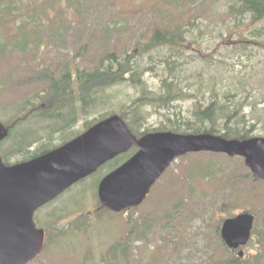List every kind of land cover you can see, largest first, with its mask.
Instances as JSON below:
<instances>
[{"label":"rangeland","instance_id":"1","mask_svg":"<svg viewBox=\"0 0 264 264\" xmlns=\"http://www.w3.org/2000/svg\"><path fill=\"white\" fill-rule=\"evenodd\" d=\"M10 1L9 4L7 0H0V121L13 115L23 100L39 103L34 93L44 87L46 82L41 76L47 67L60 66L61 69L56 67L54 73L59 77L66 69L74 73L76 67L83 70L95 66L99 59L96 55L112 40L120 37L135 49L139 40L145 42L151 35L153 24L170 19L174 25L187 23L188 30L178 47L181 52L177 57L182 62L176 74L179 87L198 96L203 94L206 100L215 91L222 95L221 101H242V110L246 114L244 123L248 126L254 123L251 132L264 136V47L253 43L252 38L254 28L263 25L264 18L254 21L251 14H245L242 22L237 23L239 17L231 12L230 6L237 5L238 0ZM154 4L168 11L162 20L161 17L151 18L148 9ZM175 16L179 17L177 21ZM92 34L97 37L91 39ZM245 45L248 47L242 48ZM42 48L48 49L43 61ZM162 52L168 54L169 51L163 49ZM153 54L152 59L147 55H139L136 59L139 69L156 63L155 71L142 73L149 88L158 87L161 77H166L162 53L153 50ZM140 92L129 82L99 91L89 103L83 102L86 111L78 113L69 132L79 133L77 130L87 121L110 110L118 113ZM229 93L230 96L225 98ZM193 99H179L169 106L148 105L145 126L156 128L168 118L188 116ZM91 106L94 107L88 112ZM73 115L67 113L63 120H52V123L63 126ZM27 124L17 126L13 136L2 140L0 151L11 146L25 128L28 130ZM42 125L36 127L39 132L43 130ZM62 136V132L53 134L51 144H58ZM70 136L66 134L64 138ZM21 156L10 154L9 158L14 162ZM242 160L240 156L229 157L208 151L177 157L152 185L140 207L134 210L137 217L147 218L148 228L147 239L136 238L134 248L129 250L133 257L130 264L207 263L213 256V245L218 251L222 247L216 242L221 218L226 215V209L229 211L238 206L226 196L242 200L236 209L244 205L260 209L264 205V182H258L255 189L248 184L242 187L238 182H243ZM112 167L113 163L100 166L35 210L36 226L57 242L50 239L47 249L28 264H108V259L101 260V256L114 240L122 239L128 232L130 213L101 211L102 216L99 220L92 218L91 226L84 225L83 217H80L74 223L81 225L78 229L59 232L55 227L67 228L79 214L97 207V181ZM235 174L240 177L238 180L228 177H236ZM263 222L264 209L258 226L262 227ZM55 231L60 233L58 238L53 234ZM262 235L264 237V233ZM170 239H173L170 244H161ZM255 243L256 239L243 248L246 258ZM88 248L90 251L86 253ZM225 255L219 254L218 259ZM259 258L257 264H264V254H259ZM212 261L216 260L212 257Z\"/></svg>","mask_w":264,"mask_h":264},{"label":"water","instance_id":"2","mask_svg":"<svg viewBox=\"0 0 264 264\" xmlns=\"http://www.w3.org/2000/svg\"><path fill=\"white\" fill-rule=\"evenodd\" d=\"M7 134L0 122V141ZM133 144L139 150L98 185L102 204L112 211L140 204L173 157L187 151L243 156L253 174L264 179L263 137L238 140L211 133L159 131L138 139L113 114L76 139L28 161L5 165L0 156V264H25L39 253L44 231L34 224V210ZM253 220L252 214L241 213L223 222L221 235L229 247L247 242Z\"/></svg>","mask_w":264,"mask_h":264},{"label":"trees","instance_id":"3","mask_svg":"<svg viewBox=\"0 0 264 264\" xmlns=\"http://www.w3.org/2000/svg\"><path fill=\"white\" fill-rule=\"evenodd\" d=\"M11 1L9 0V4ZM230 10L236 13L237 23L242 22V16L245 14H251L254 21L264 18V0H238L237 5L232 4ZM151 18L161 20L164 18L166 12L158 5H152L148 9ZM10 15L11 12H10ZM15 15V14H14ZM177 21L179 17L175 16ZM187 24V23H186ZM180 23L178 25L172 24L169 19L167 21L162 20L153 24L154 28L151 35L145 42L140 40L136 44V48H132V45L127 40L120 37L112 40L111 44L102 48L98 55L99 59L95 63V66L85 67L82 71H78L75 75L69 74L66 69L63 74L57 79L54 78L56 70L49 69L47 67L46 73L43 75L48 81L47 85L40 91L34 93L35 96L45 98V104L43 108L39 109V113L44 114H56L62 116V111L69 105L71 99H65L66 96L74 95L79 97L81 95L83 100L87 103L95 98V94L99 91L105 90L109 87H115L123 85L125 82H129L135 89L141 90L140 95L130 100L124 109L119 111L120 116L127 122L130 129L137 135L147 132L148 130H172L175 132H210L220 135L225 138H246L251 135V129L245 124L244 116L246 115L242 110V101L235 103L234 100L221 101L222 95L213 91L209 100H206L203 94L197 95L195 92H185L178 85L177 76L181 61L177 57L181 50L178 48L181 46L180 42L186 38L187 25ZM93 33L95 31H92ZM253 43L264 47V24L259 27H255L252 33ZM97 34H92L91 39H95ZM85 50V45L83 46ZM248 45L242 48H247ZM169 51L168 54H164L162 51ZM154 51L162 53V60L164 63L163 74L166 77H161L160 85L158 87L149 88L146 81L143 80V72L145 70L155 71L156 63L147 64L144 68L139 69L138 61L136 60L139 55H147L152 59ZM48 53V49H41V60ZM43 61V60H42ZM75 70H78L77 67ZM57 72V71H56ZM67 72V73H66ZM128 75V76H127ZM75 76V78H74ZM43 91V92H42ZM226 94V97H229ZM192 97L193 107L189 110L188 116H181L180 118H168L164 124L156 128H149L145 126L144 118L148 110L146 107L151 105L153 107L169 106L179 99ZM82 100V101H83ZM222 102V103H220ZM28 102L22 104V108L19 112L14 113L12 116L4 120V123L12 130L16 125L22 124L25 120L30 119L32 115L28 116L26 111V105ZM116 110H110L103 113V117H106L109 113H114ZM27 145V144H26ZM20 146L16 148L17 152H22L29 146ZM51 145L47 143H41L36 150L24 153L23 157H30L45 151ZM12 153L10 150L3 153V159L5 162L9 161L8 154ZM23 154V153H22ZM247 174L243 175L242 186L248 183L249 178L252 181L251 172L245 167ZM135 208V207H134ZM128 208V210L134 209ZM98 209L107 210L105 207L100 206ZM244 210L249 212L258 213V210H254L247 205H244ZM126 211V209L121 212ZM128 219V232L122 237V239L114 242L111 247L106 251V258L108 264H130L133 257L128 253L131 248H134V242L136 238L147 239V218L145 216L137 217L135 214H129ZM134 220V221H133ZM133 221V222H132ZM255 233L260 231L255 228ZM264 238V237H263ZM264 240V239H263ZM261 240L259 246H251L253 251L248 252V257L239 258L234 252L229 251L225 255L226 260L223 264H257L260 262L259 254H264V241ZM174 248V246H173ZM176 249V248H174ZM219 253L216 249L213 258L218 259ZM250 257H254L253 261H250ZM112 259V260H111ZM103 264V262H102ZM212 264H221L219 262H213Z\"/></svg>","mask_w":264,"mask_h":264},{"label":"flooded vegetation","instance_id":"4","mask_svg":"<svg viewBox=\"0 0 264 264\" xmlns=\"http://www.w3.org/2000/svg\"><path fill=\"white\" fill-rule=\"evenodd\" d=\"M71 113L74 114L73 117H71V120L66 122L63 126H55L52 123V120H63L65 118L66 114L62 117L56 118L51 114L36 113V116H34L32 118V120L34 121L33 122L34 125L30 129L27 130V133L32 134V135H36V134L50 135V134H60L62 132L63 133L62 137H65L66 134L70 135L69 128H71V126H73L75 124L79 112L77 110H75L74 112H71ZM41 123L43 124L41 126V128L43 130H42V132H39L36 127L38 124H41ZM69 125H70V127H68ZM75 135L76 134H71V137H69L66 140L68 141V140L74 138ZM138 137H140V136H138ZM137 150H138V147L136 145H131L130 148L126 152H124V154L127 156L126 159L131 157ZM122 154H120V155H122ZM221 206L224 208L225 203L222 202Z\"/></svg>","mask_w":264,"mask_h":264},{"label":"bare ground","instance_id":"5","mask_svg":"<svg viewBox=\"0 0 264 264\" xmlns=\"http://www.w3.org/2000/svg\"><path fill=\"white\" fill-rule=\"evenodd\" d=\"M73 184V183H72ZM72 184H70L69 186H71ZM69 186H67L65 189H67Z\"/></svg>","mask_w":264,"mask_h":264}]
</instances>
